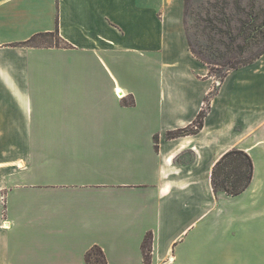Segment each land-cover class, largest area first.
<instances>
[{"label": "crops", "instance_id": "1", "mask_svg": "<svg viewBox=\"0 0 264 264\" xmlns=\"http://www.w3.org/2000/svg\"><path fill=\"white\" fill-rule=\"evenodd\" d=\"M184 20L185 0H0V133L24 135L0 163V264H87L95 247L145 264L149 234L151 264L264 246V56L217 81ZM57 30L69 47L21 46ZM213 90L203 129L169 139ZM233 149L254 164L236 197L212 186Z\"/></svg>", "mask_w": 264, "mask_h": 264}, {"label": "trees", "instance_id": "2", "mask_svg": "<svg viewBox=\"0 0 264 264\" xmlns=\"http://www.w3.org/2000/svg\"><path fill=\"white\" fill-rule=\"evenodd\" d=\"M185 0V6H186ZM214 19L209 18V29L216 30V35L220 36V42L224 43L225 52L213 55L211 59L207 55L197 52L190 42L188 31L186 27V12H185V30L189 42V47L192 54L205 63L209 68V75L212 77L214 67L222 69V73L218 76L219 81L225 80L227 75L237 69L249 66L264 56V19L259 22L258 17L250 15L246 20L242 21L237 33L234 32L230 21L227 17L221 20L225 27L214 25ZM41 37H54L59 41V44L40 45L36 44V40ZM24 47H69L65 42L59 31L51 33H43L32 37L30 40L21 43ZM256 50V51H255ZM228 56L227 58H225ZM216 90H213L210 96L206 99L207 108H205L197 117L194 124L186 129H181L168 134L169 139L179 138L185 135H195L199 133L204 127V119L207 109L210 104L211 97L215 95ZM254 164L252 158L242 150L233 149L225 153L221 159L216 163L212 173V186L215 193L222 191L228 196L236 197L244 193L253 181ZM152 234L146 236L142 251L145 264L152 262ZM87 264H107L104 252L95 247L86 255Z\"/></svg>", "mask_w": 264, "mask_h": 264}, {"label": "rangeland", "instance_id": "3", "mask_svg": "<svg viewBox=\"0 0 264 264\" xmlns=\"http://www.w3.org/2000/svg\"><path fill=\"white\" fill-rule=\"evenodd\" d=\"M185 12L186 27L192 47L197 52H201L212 59L213 55L226 51L224 46L226 42H220V36L216 35V30L209 29L208 19H214V25L225 27L221 20L227 17L232 29L237 33L242 21L250 15L258 17L259 22L264 19V0H187ZM36 44L48 46L59 44V41L54 37H41L36 40ZM262 64L261 68H264V60ZM221 73L222 69L214 67L212 77L219 81L218 76ZM262 74H264V69ZM23 137L24 135L0 133V163L4 159L19 156L23 149L22 144L20 145L23 142ZM233 233L236 236V229L233 230ZM232 252L240 260H236L234 264H259L256 256L260 252L264 253V246L256 243H246L239 240V238H235Z\"/></svg>", "mask_w": 264, "mask_h": 264}]
</instances>
